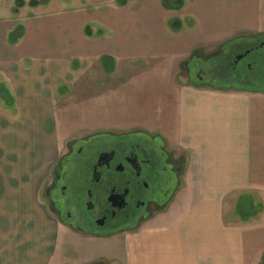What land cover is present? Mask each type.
Segmentation results:
<instances>
[{
    "label": "crops",
    "instance_id": "obj_1",
    "mask_svg": "<svg viewBox=\"0 0 264 264\" xmlns=\"http://www.w3.org/2000/svg\"><path fill=\"white\" fill-rule=\"evenodd\" d=\"M22 1L24 6L15 12L17 0H0V264H53L59 224L46 212L42 193L58 162L56 105L66 97L60 90L81 68L72 63L79 60L91 74L117 75L122 60L163 59L161 66L147 71L161 70L167 86L176 90L173 86L179 83L171 80L182 64L201 47L227 42L243 31L249 6L245 11V5L237 9L233 0H195L189 7L184 0L183 9L191 8L195 23L180 34L170 30L169 20L160 21L163 12H170L162 0L161 14H143L142 22L138 13L123 12L139 0H127L124 7L114 0L113 9L110 4L100 7L105 12L94 14V22L87 13L85 18L78 15L80 10L57 9L51 3L32 7L33 0ZM12 35L19 36L15 43ZM180 86L152 129L158 128L170 147L186 155L182 179H196L205 187L264 186V95L236 96L192 79ZM200 198L201 209L185 205L165 215L166 224L147 235L145 254L133 258L134 263L255 264L264 230L252 236L257 242L247 235L223 241L220 216L213 208L219 199L208 191Z\"/></svg>",
    "mask_w": 264,
    "mask_h": 264
},
{
    "label": "rangeland",
    "instance_id": "obj_2",
    "mask_svg": "<svg viewBox=\"0 0 264 264\" xmlns=\"http://www.w3.org/2000/svg\"><path fill=\"white\" fill-rule=\"evenodd\" d=\"M39 1L43 2L47 7L51 3L52 7L57 9H60V6H64L70 10L72 8L80 10L77 11L78 15L85 18L84 14L87 13L86 18L92 19L89 20L91 22H94V14L105 12L100 7L110 4L109 9H113L111 4H114V0ZM139 1L138 4L133 3L132 6L125 8L123 12L126 14L129 12L138 13L140 22L144 20L141 16L143 14H145L143 17L147 16L146 13L148 12L149 16L152 13L161 14L158 11V9L161 11L159 7L160 0H149L146 4L143 3L144 0ZM208 1L218 2L220 0ZM194 2L195 0H187V5L193 7ZM232 5H235L237 9H240L241 5H245V11L246 8L248 11L247 6H249L248 24H244V30L240 33H235L236 36L233 39L206 48L201 47L190 55L188 63L185 62L180 67L179 75L175 78L173 77L171 80H174L176 83L178 82L179 87L184 82H190L192 79L198 83H202V86L205 87H219V89L221 88L220 90L225 92H235L236 96L243 94H250L252 96L264 95V66L260 61L256 66H253L254 70L252 71H247L244 66L242 70L246 78L241 82L239 81L240 83L234 81L233 76L230 82L217 78L214 79L212 76L217 75L221 77L227 74L228 64H230V50L234 47H239V44H241V47H247V44H251L255 39H264V0H233ZM232 5L231 8H233ZM235 7L234 9H236ZM184 9L179 12H163L160 21L167 23L171 19H180L184 22V27L180 34H186L192 28H185V22L189 20H193L194 22V19L190 16L191 8L189 10ZM225 9L231 12V9L227 7ZM231 13L235 12L232 11ZM85 20L88 22L87 19ZM147 21L151 22L153 20L147 19ZM168 31L170 32V30ZM155 59L148 60V62L144 61L145 58L141 57L133 60H122L120 62L122 70L117 75H104L97 70L91 74L88 73V69L82 68L83 65L80 66L81 62L79 60H76L79 64L77 62L72 63L77 68L78 66L81 67L80 71L75 74H67L71 83L62 87L60 93L66 95V97L64 99L60 98L59 104L56 105L58 110L57 126L60 129L58 162L69 153V145L71 143L85 138L106 134L120 135L131 132L147 133L155 137L159 136L158 128H152L163 120L161 118L163 111L165 107L172 106L175 92L176 94L179 92V87L175 84L173 87L176 90H172L170 86H167V75L161 70L159 72L147 71V67L149 66L156 67L158 64L160 66L163 64L160 63L163 62V59ZM246 62L244 61L243 64ZM106 63L110 64L108 61ZM94 64L97 66L99 63L96 60ZM219 65L221 66L219 67ZM195 67L202 69L198 75L201 79H198L196 73L194 75L190 73L185 74L186 70L190 68L193 71ZM217 70L219 73H216ZM82 71H87V73L84 74ZM89 76L91 78H88ZM147 120L150 122L147 123ZM147 124L150 125L149 128L146 127ZM162 139L166 141L168 145L167 149L176 158L182 157L185 160L186 155L183 154V151L178 152L177 148L169 146L167 138ZM55 167L52 169L49 183L55 175ZM182 177L179 186L164 209L155 213L150 219H147L137 232L117 234L105 239L85 238L64 230L59 225L56 243L53 247L52 263L135 264L133 258L138 255L140 256L142 253L145 254L144 249L147 235L152 232L154 227L160 228L166 224L164 220L165 215L173 210H176V212L182 210L185 205V208L189 205L190 210L201 209L200 194L206 195L207 191L211 192L214 198L219 199V202H214L215 207L213 208L218 211L220 216V224L222 226L220 225L219 227V235L222 237V240H239L242 236L247 235V237H251V241L257 242L255 237L252 236L259 232L258 229L264 230V186L205 187L198 185V180L196 179H191L187 176L182 179ZM48 185H44L43 187L42 199L46 212L51 216L48 202L45 199V191ZM244 192L247 193L243 194ZM241 193L242 195L238 198L240 206L236 208L237 213L233 214V210L237 204L235 203V198ZM225 230H230V232L227 233ZM262 230L260 231L261 233ZM263 257L264 244L261 247V253L255 264H262Z\"/></svg>",
    "mask_w": 264,
    "mask_h": 264
},
{
    "label": "flooded vegetation",
    "instance_id": "obj_3",
    "mask_svg": "<svg viewBox=\"0 0 264 264\" xmlns=\"http://www.w3.org/2000/svg\"><path fill=\"white\" fill-rule=\"evenodd\" d=\"M238 46L230 50L227 74L212 75L214 79L230 82L233 76L241 82L246 78L244 66L247 71L254 70L259 61L264 66V39ZM201 71L189 68L185 74L198 76ZM167 147L162 137L138 132L71 143L45 191L52 218L85 238L137 232L164 209L180 184L185 160L176 158Z\"/></svg>",
    "mask_w": 264,
    "mask_h": 264
},
{
    "label": "trees",
    "instance_id": "obj_4",
    "mask_svg": "<svg viewBox=\"0 0 264 264\" xmlns=\"http://www.w3.org/2000/svg\"><path fill=\"white\" fill-rule=\"evenodd\" d=\"M118 6L120 7H124L127 5V0H116ZM184 0H162V4L164 6V8L168 11H174V12H179L183 9L184 7ZM40 4H44L41 1L38 0H33L29 3L30 6L32 7H37ZM24 6V2L22 0H17L16 2V8L14 9L15 12L18 11L19 8ZM186 25L193 27L194 26V22L193 20H189L187 22H185ZM168 26L170 28V30L174 33H179L183 30L184 27V22L181 21L180 19H171L168 21ZM87 32L89 34V30L87 29ZM16 35V34H15ZM12 35L11 37V42L15 43L17 41V39L19 38V36H15Z\"/></svg>",
    "mask_w": 264,
    "mask_h": 264
}]
</instances>
